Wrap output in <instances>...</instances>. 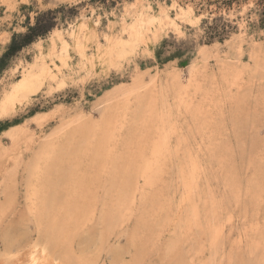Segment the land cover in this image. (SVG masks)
Wrapping results in <instances>:
<instances>
[{"label": "rangeland", "instance_id": "obj_1", "mask_svg": "<svg viewBox=\"0 0 264 264\" xmlns=\"http://www.w3.org/2000/svg\"><path fill=\"white\" fill-rule=\"evenodd\" d=\"M182 8L192 14L181 15ZM263 10L264 0H0V103L40 49L50 52L54 31L70 45V67L64 71H70L72 77L63 90L52 89L47 83L29 102L8 113L0 112V264H12L24 251L34 250L38 242L42 228L29 202L28 168L38 151L55 139L56 144L70 146L58 178L68 207L58 205L64 227L54 235L60 239L64 234L73 263H208L213 239L207 231L220 227L224 231L219 252L226 256L224 264H248L251 239L264 243ZM163 11L175 25L166 20L161 25L155 22L151 32L144 31V42L130 41L132 23L159 18ZM189 17L196 19L190 23ZM38 20L41 25L53 24L51 31L5 57L13 41L19 44ZM82 24L89 37L87 58H94L90 65L75 53L71 37ZM106 39L129 45L127 54L113 65L98 59L110 46ZM59 41L55 38L53 60L61 66L57 57L62 55L59 47L63 44ZM174 73L181 75L183 86L179 87L187 91L178 93L179 87H174L168 95L178 123L177 136L170 139L174 158L166 156L150 184L135 171L130 173L131 180H125L128 174L123 175L122 169L131 163L136 169L142 161L140 155L152 159L156 140L152 125L162 110L158 105L153 110L149 107L152 113L146 111V102L137 97L142 101L154 97L158 83L151 80ZM137 79L144 86L141 93L133 97L124 94ZM111 96L117 97L113 102L118 109L103 121ZM77 114L85 116V123L103 121L87 145L85 136L65 138L76 124L62 130L65 121ZM181 138L185 144L179 148ZM192 164L198 169L195 176ZM116 185L127 189L121 192ZM81 207L85 215L79 216ZM189 225L192 232L181 230Z\"/></svg>", "mask_w": 264, "mask_h": 264}, {"label": "bare ground", "instance_id": "obj_2", "mask_svg": "<svg viewBox=\"0 0 264 264\" xmlns=\"http://www.w3.org/2000/svg\"><path fill=\"white\" fill-rule=\"evenodd\" d=\"M180 8V7H179ZM189 8V7H188ZM178 10V9H177ZM180 10V14L181 15H185V16H189L191 11L190 9H179ZM192 14V13H191ZM150 17V16H149ZM180 17V16H179ZM194 17H189L187 18L188 21L190 23H193ZM138 19V18H137ZM166 20V21H170L169 23L175 25L174 20H172L170 18V16L166 13V11H163L161 14V17L159 18H152L151 20L148 21H142L141 22L138 20V23L135 22V24L129 28V34H130V41L135 43L137 41H141L144 42L145 40V34L144 31L148 30L150 31L151 26L153 27L155 22L160 23V25L162 24V22ZM198 20V18H197ZM137 21V20H136ZM165 21V22H166ZM140 22V23H139ZM87 26H85V24L79 25L77 28H75L72 32H71V37L73 38V44H74V48L76 50L75 53H77L79 55V57H81L86 64H93L94 62H92L94 60L88 59L86 54V43H88L87 41L89 40L88 34L85 33V28ZM128 27V26H127ZM147 27V28H145ZM126 31V30H125ZM124 31V32H125ZM151 32V31H150ZM62 34H60L58 31H54L52 33V35L50 37H52V47L50 52L48 54H45L44 52L41 51L40 49V53H39L36 58L35 61L33 63H31L29 65L28 68H26V70L23 71V75L21 76V78L14 83L13 87L11 88V90L4 96L3 100L0 103V112L2 114L8 113L9 110H12L14 108H16L20 103H27L29 102L35 95H37L42 88L47 84L49 87H51L53 89V87L55 89L58 90H63L65 89L70 81H71V75L68 74L67 72L64 71V68H69V56H68V52H69V44L67 42L63 43ZM157 35V32H154V36ZM63 36V35H62ZM55 38H57V40L59 39L63 46L59 47L62 49V55L61 57H57L60 58L61 62H62V67L60 65L54 64V60H53V56L55 55ZM71 38V39H72ZM111 38V37H110ZM109 38V39H110ZM111 40V39H110ZM110 46H108V50L105 51V53L103 55H100L98 57L99 60H103V62H108L111 65H113L112 63H114V61L116 59H120L122 60V57H124L127 54V49L129 48L128 44L122 42V41H110ZM59 41V42H60ZM106 41L108 42V40L106 39ZM108 42V43H109ZM128 42V41H127ZM130 42V44H131ZM61 44V43H60ZM72 44V45H73ZM134 45V43H133ZM37 46L38 48H41V42H37ZM128 47V48H127ZM131 47V46H130ZM58 48V49H59ZM133 48H135L133 46ZM60 49V50H61ZM131 49V48H130ZM39 50V49H38ZM99 51V50H98ZM47 52V51H46ZM97 54V53H96ZM129 54V53H128ZM93 56V55H91ZM94 57V56H93ZM48 58L49 61L47 60ZM56 59V58H55ZM119 60H117L118 62ZM116 62V61H115ZM228 62V61H227ZM262 62V61H261ZM51 63V65H50ZM52 63L54 64L52 66ZM73 63V62H72ZM225 64V63H224ZM228 63V67H229ZM72 65V64H71ZM108 65V64H107ZM223 65V63H222ZM102 66V65H101ZM109 66V65H108ZM224 66V65H223ZM225 68L224 70H227V64H225ZM262 66V65H261ZM258 67V68H261ZM73 67V66H72ZM264 65L262 66V70ZM84 68H86L84 66ZM223 68V67H221ZM74 69V68H73ZM83 69V68H82ZM81 69V70H82ZM202 69V68H201ZM230 69V68H229ZM67 70V69H66ZM85 70V69H84ZM88 70V69H87ZM94 70V69H93ZM77 71V69L75 70ZM230 71V70H229ZM227 71L229 75V73L232 71ZM201 72V71H200ZM222 72V71H221ZM226 72V73H227ZM237 72V71H236ZM76 73V72H75ZM225 73V72H224ZM251 73V72H250ZM220 74V73H219ZM255 74V73H254ZM193 75V79L194 80V71L192 72ZM197 75V74H196ZM227 75H225L227 77ZM233 75V74H232ZM222 76V75H221ZM224 77V76H223ZM261 77V76H260ZM143 78V77H142ZM256 78V77H255ZM253 79V77H252ZM73 80V79H72ZM197 80V79H195ZM194 80V81H195ZM152 83H158L157 85H155L156 90L154 94V97L150 95V98L148 99H142L140 100V97L138 96L136 100H138L139 102H146V111L150 112V109L153 110V108L155 109L156 106L159 105L160 108H162V110L160 111V113L157 115V118L154 119L153 121V127H154V132H155V141L151 144L150 147L152 148V153L150 155V158L152 156V159H145V155L143 154V150H142V154L139 157L142 158V161L140 160L141 164L136 168H132V163L131 166L125 167V169H122L124 171L123 175L126 173L128 174L127 177H125L124 179L128 180L133 176H130L131 174H133L135 171L136 175H138L139 178L143 179L145 183L150 184V181L154 180L153 179V175L158 172L157 171V167H159L162 162H164L163 160H165L166 156L169 155L172 157V149L170 146V139L173 137V135L176 134L177 132V127H176V123L172 114V109L169 107L168 105V95L171 92L170 89L174 88L175 89L179 86H183L182 82H181V75H179V73H174L172 75H166L163 77H154L151 80ZM198 83V81H196ZM249 82V81H248ZM189 83V81H188ZM191 84L194 83L193 81L190 82ZM142 83L139 81V79H137V81L135 82V85H133L134 87L130 88V90H126V92H124V94H128L129 97H133V95H138L141 93V90L144 88V86L141 85ZM187 86V85H186ZM191 87V86H190ZM195 87V85H194ZM197 87L199 88V86L197 85ZM178 89V88H177ZM123 90L120 89V91ZM186 89L183 87H179L178 89V93H182L183 91H185ZM119 91V90H118ZM117 91V92H118ZM119 91V92H120ZM189 91V90H188ZM187 91H185L186 93ZM146 93V92H145ZM172 93V92H171ZM111 94V93H110ZM117 94V93H116ZM120 94V93H118ZM117 94V95H118ZM150 94V93H149ZM146 95V94H145ZM108 96V95H107ZM106 96V97H107ZM113 96V95H112ZM111 96V97H112ZM170 96V95H169ZM142 97V95H141ZM147 97V96H144ZM107 99V98H106ZM117 97L113 98H109L106 101V104L108 102V105L111 104V106L109 108H107L106 113L104 112V116H103V121L109 119L111 116L115 115V112L118 109V104L114 103L113 101L116 100ZM111 102V103H110ZM113 102V103H112ZM119 103V102H118ZM127 103V102H126ZM141 104V103H140ZM143 104V103H142ZM105 106V104H104ZM140 106V105H139ZM121 107V106H120ZM157 108V107H156ZM75 109V108H74ZM141 109V108H140ZM143 109V108H142ZM145 109V108H144ZM56 110V109H55ZM77 110V108H76ZM73 111V110H72ZM75 111V110H74ZM199 111V110H198ZM58 112V111H57ZM141 112V111H139ZM153 112V111H152ZM150 112V113H152ZM191 112V111H190ZM193 112V111H192ZM197 112V111H196ZM60 113V112H58ZM71 113V112H70ZM78 113V112H77ZM80 113V112H79ZM143 113V112H142ZM195 113V111H194ZM57 114V113H56ZM72 114V113H71ZM187 114V113H186ZM69 115V113H68ZM73 115V114H72ZM75 115V113H74ZM176 115V114H175ZM185 115V114H184ZM188 116V115H187ZM48 118V117H47ZM85 116L82 114H77L76 116H74L71 121H65L68 122L64 125V127L62 128V130L67 129L68 127H73L72 125L76 124V128L71 130L70 132L66 133L65 138L68 139L71 136H77L81 135L82 137L85 136L87 137V141L85 140L84 143H86V145L89 143L90 140L93 139V137L96 135V133L99 131L100 129V125L101 122L103 121H99L96 124V122H89V123H85L87 121H82L84 120ZM90 118V117H89ZM144 118V117H143ZM65 119V118H64ZM63 119V121H64ZM92 119V118H91ZM111 119V118H110ZM147 119V118H146ZM150 119V118H149ZM202 119V118H201ZM93 120V119H92ZM143 120V119H142ZM141 120V122H142ZM197 120V119H196ZM149 121V120H148ZM147 121V122H148ZM194 121V119H193ZM199 121V119H198ZM206 121V120H205ZM62 122V121H61ZM85 123V124H80V123ZM107 122V121H106ZM141 122H139L141 124ZM79 123V124H77ZM205 123V122H204ZM182 124V123H181ZM195 124V123H194ZM203 124V123H202ZM207 124V123H206ZM61 125V124H60ZM151 125V124H150ZM145 126V125H144ZM62 127V125L60 126ZM59 127V128H60ZM145 128V127H144ZM180 128V127H179ZM199 128V127H198ZM204 128V127H203ZM13 129V128H12ZM19 130V129H18ZM206 130V129H205ZM12 131V130H11ZM16 131V130H14ZM59 131H61L59 129ZM67 131V130H65ZM62 132V131H61ZM59 132L57 135H60ZM74 133L71 134L70 133ZM109 132V131H108ZM199 132V131H198ZM16 133V132H15ZM57 133V132H55ZM204 133V132H203ZM56 135V136H57ZM177 136V135H175ZM181 136V135H180ZM179 136V138H180ZM12 137V136H11ZM51 137V135L49 136V138ZM52 138H54V134L52 136ZM63 138V137H62ZM61 138V139H62ZM152 138V137H151ZM150 138V139H151ZM175 138V137H174ZM177 138V137H176ZM187 138V137H186ZM190 138V137H189ZM60 139V140H61ZM56 140V139H55ZM52 140L49 141L48 144H46L43 148H41L38 153L35 155V157L33 158L32 163L29 165L28 171H29V179H30V183H29V202L31 203V209L32 211H34V213L36 214V217H38L40 226L42 228L41 232L39 233V239L38 242L35 244V246L33 247L34 250L32 251H24L23 253H21L20 255H18L17 257H15V259L13 260L12 264H75L73 263V258L71 259V257L69 256L67 250H66V240L64 239L65 237L62 235V237H60V239H57L56 233L54 235V232L56 230H58V228L60 229L61 227L63 228L64 224H61L60 219V212L57 213V211H59V207L58 205H61L60 207L66 206V208L68 207V202L66 197H64L65 195V189L61 187V182L59 184L58 182V178L62 175V168L60 167L62 164V160L63 158H65V150L69 148V143H66L65 145H60V143L56 144V141ZM148 140V139H147ZM59 141V139H58ZM194 141V140H193ZM144 142V141H143ZM184 142V143H183ZM81 143V141L79 142ZM128 144V143H127ZM147 144V143H146ZM185 144V141L182 140V138L180 139V143H179V148L181 145ZM182 145V146H183ZM64 146L66 148H64ZM181 146V147H182ZM177 147V146H176ZM108 149V148H107ZM130 149V148H129ZM185 149V147H184ZM70 150V149H69ZM68 150V151H69ZM151 150V149H150ZM187 151V150H186ZM148 152V151H147ZM99 154V153H98ZM146 154V153H145ZM103 155V154H102ZM97 157L99 155H96ZM168 156V157H169ZM116 157V156H115ZM167 157V158H168ZM147 158V157H146ZM166 158V159H167ZM174 158V156L172 157ZM173 160V159H172ZM35 161L37 163H35ZM177 161V160H176ZM184 161V160H183ZM188 161V159H187ZM195 164L191 165V168L194 170H192V174L194 175V173H196L195 171L198 172V169L195 170V166H193ZM178 166V165H177ZM190 166V165H189ZM119 171L121 170V168L116 167ZM186 168V167H185ZM189 168V167H188ZM190 168V169H191ZM117 169H115V171L117 172ZM161 169V168H160ZM163 169V168H162ZM178 169V168H177ZM202 170V169H201ZM137 171V172H136ZM161 171V170H160ZM159 171V172H160ZM188 171V170H187ZM185 171V172H187ZM204 171V170H203ZM133 172V173H131ZM131 173V174H130ZM134 173V174H135ZM125 174V175H126ZM199 174V173H198ZM158 174H156L155 176H157ZM161 175V174H160ZM165 175V174H164ZM180 175V173H179ZM197 175V174H196ZM192 176V175H191ZM195 176V175H194ZM193 176V177H194ZM129 177V178H128ZM137 177V180H138ZM179 177V176H178ZM136 178V177H135ZM190 178V183H191V177ZM196 178V177H194ZM122 179H120L121 181ZM131 180V179H130ZM180 180V179H179ZM155 181V180H154ZM78 183V182H77ZM115 183V182H114ZM125 183V182H124ZM152 183V182H151ZM189 183V187L192 183ZM128 184V181L126 183V185ZM130 184V183H129ZM128 184V187L130 186ZM158 184V183H156ZM121 185V184H120ZM124 185V184H123ZM113 186V185H112ZM125 186V185H124ZM159 186V185H158ZM119 185H116V188H118ZM188 187V188H189ZM91 188V187H90ZM113 188H115L113 186ZM123 188V186H122ZM121 187L118 188L119 190L122 189ZM127 189V187H124ZM123 188V190H124ZM130 189V188H129ZM184 189V188H183ZM189 190V189H188ZM56 191V192H55ZM125 191V190H124ZM123 191V193H124ZM145 191V190H144ZM143 191V192H144ZM184 191V190H183ZM190 191V190H189ZM188 191V192H189ZM192 191V189H191ZM122 192V190H121ZM129 192V191H127ZM119 193V194H118ZM118 196L120 195V192H118ZM138 193V192H137ZM113 194V192H112ZM111 194V195H112ZM122 194V193H121ZM127 196L128 194L125 193ZM187 194V193H186ZM189 194V193H188ZM110 195V194H109ZM182 195L184 196V194L182 193ZM117 196V197H118ZM123 196V195H122ZM99 197V196H98ZM114 197V196H113ZM112 200V199H111ZM127 200V198H126ZM184 200V199H183ZM97 200H95L96 202ZM59 203V204H58ZM106 204V203H105ZM109 204V203H107ZM83 206V205H82ZM94 206V203H93ZM190 206V205H189ZM109 207V206H108ZM64 208V207H63ZM82 208V207H81ZM84 208V206H83ZM83 208L80 210L79 209H75L76 211H82V213L80 214H84L83 212ZM85 209V208H84ZM89 209V208H88ZM109 209V208H107ZM90 210V209H89ZM60 211H63V209L61 208ZM79 211V212H80ZM87 211V209H86ZM94 211V210H92ZM90 212V211H89ZM92 213V212H91ZM85 215V214H84ZM87 215V214H86ZM62 216H63V212H62ZM83 216V215H81ZM81 219V218H80ZM88 219V218H87ZM79 220V219H78ZM77 220V221H78ZM63 221V220H62ZM74 221V220H72ZM76 221V219H75ZM68 222V221H67ZM70 222V221H69ZM80 222V220L78 221ZM86 222V221H85ZM46 223V224H43ZM66 223V221H65ZM77 223V222H76ZM75 223V224H76ZM193 224V223H192ZM191 224V225H192ZM66 225V224H65ZM74 225V224H72ZM71 225V226H72ZM68 226V225H67ZM221 226V225H220ZM223 228V227H222ZM249 228V227H248ZM69 229V228H68ZM76 229V228H75ZM208 229V228H207ZM181 230L184 231H193V228L189 225V226H185L183 228H181ZM72 231V230H71ZM73 231H75L73 229ZM72 231V232H73ZM199 231V230H198ZM197 231V232H198ZM202 231V230H201ZM207 231V230H206ZM224 230H221L220 227L219 229H213L211 228V231L209 233V231H207V234L212 236L213 242L211 240V251H210V261L208 263H202V264H224L225 261V257L224 256H220V254H222L220 251V246H219V242L222 241V232ZM247 231V230H246ZM200 232V231H199ZM204 232V231H203ZM63 233V232H62ZM71 233V232H70ZM186 233V232H185ZM248 233V231H247ZM250 233V232H249ZM248 233V234H249ZM190 234V233H189ZM58 235V234H57ZM67 235V234H66ZM68 236V235H67ZM209 236V237H210ZM64 237V238H63ZM198 237V236H197ZM203 238V237H202ZM222 238V239H221ZM227 238V237H226ZM245 238V236H244ZM189 239V237H188ZM193 239V238H192ZM229 239V238H228ZM246 239V238H245ZM244 239V240H245ZM250 239V238H249ZM226 241V239H225ZM230 241V240H229ZM188 242V241H187ZM248 242V241H247ZM191 243V242H190ZM199 243V242H198ZM238 244V242H236ZM235 243V244H236ZM243 243V242H242ZM246 243V242H245ZM249 243V242H248ZM195 244V241H194ZM200 244V243H199ZM226 244V243H225ZM201 245V244H200ZM241 245V244H240ZM242 246V245H241ZM244 246V245H243ZM242 246V248H243ZM200 247V246H199ZM223 248V247H222ZM221 248V249H222ZM240 249L239 247L237 248V250ZM247 249H250V255L249 259H248V264H264V243L259 242L258 240H256L255 238L251 239L250 241V245L249 248L247 247ZM241 251H245V249H240ZM226 252V251H225ZM209 254V253H208ZM237 254V252H236ZM239 254V253H238ZM248 254V253H246ZM71 255V254H70ZM72 256V255H71ZM237 256V255H235ZM208 258V257H207ZM232 259V258H231ZM204 260V259H202ZM225 260V261H224ZM208 261V260H207ZM230 261V260H229ZM234 261V260H232ZM233 263V262H232ZM230 262V264H232ZM76 264H79V262H77ZM228 264V263H227Z\"/></svg>", "mask_w": 264, "mask_h": 264}, {"label": "trees", "instance_id": "obj_3", "mask_svg": "<svg viewBox=\"0 0 264 264\" xmlns=\"http://www.w3.org/2000/svg\"><path fill=\"white\" fill-rule=\"evenodd\" d=\"M264 11V10H263ZM48 15H53V12H49ZM262 24L264 25V12L262 14ZM53 24L41 25V21L38 20V23L35 27L30 28L28 34L21 37V42L17 44L16 40L13 41L9 52L5 55V57L13 56L17 52H19L23 47L30 45L37 38L45 36L48 32L51 31Z\"/></svg>", "mask_w": 264, "mask_h": 264}]
</instances>
